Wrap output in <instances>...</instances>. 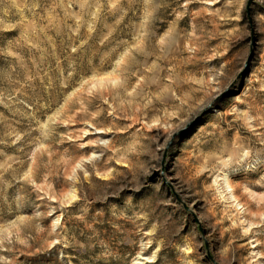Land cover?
I'll return each mask as SVG.
<instances>
[{"label":"rangeland","instance_id":"1","mask_svg":"<svg viewBox=\"0 0 264 264\" xmlns=\"http://www.w3.org/2000/svg\"><path fill=\"white\" fill-rule=\"evenodd\" d=\"M0 264H264V0H0Z\"/></svg>","mask_w":264,"mask_h":264},{"label":"bare ground","instance_id":"2","mask_svg":"<svg viewBox=\"0 0 264 264\" xmlns=\"http://www.w3.org/2000/svg\"><path fill=\"white\" fill-rule=\"evenodd\" d=\"M114 80V79H113Z\"/></svg>","mask_w":264,"mask_h":264}]
</instances>
